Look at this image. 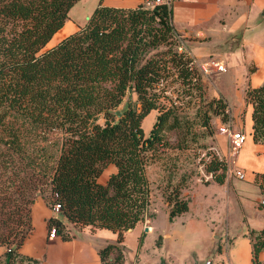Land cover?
I'll use <instances>...</instances> for the list:
<instances>
[{
	"label": "trees",
	"instance_id": "16d2710c",
	"mask_svg": "<svg viewBox=\"0 0 264 264\" xmlns=\"http://www.w3.org/2000/svg\"><path fill=\"white\" fill-rule=\"evenodd\" d=\"M78 1L0 0V185L5 178L6 186L0 189V264H37L17 254L32 231L37 194L49 207L61 205L63 220L49 218L48 231L54 227L64 240L66 224L111 231L117 245L99 251L101 263L123 264L118 245L145 219V168L167 146L164 131L181 128L182 113L193 107L205 129L210 116L203 106L227 121L220 100L204 102L200 72L179 50L171 7L121 8L99 0L84 25L43 51ZM245 103L253 142L264 146V81L245 92ZM152 111L156 121L146 136L142 122ZM49 135L61 138L48 141ZM109 165L116 172L101 184ZM204 172L223 185L227 167L212 157ZM254 183L264 194V174ZM181 190L165 195L170 219L189 210ZM247 237L250 264H264V228L249 229Z\"/></svg>",
	"mask_w": 264,
	"mask_h": 264
},
{
	"label": "rangeland",
	"instance_id": "374dc122",
	"mask_svg": "<svg viewBox=\"0 0 264 264\" xmlns=\"http://www.w3.org/2000/svg\"><path fill=\"white\" fill-rule=\"evenodd\" d=\"M98 3L99 0L78 1L70 9L63 27L72 30L75 26L84 25ZM58 37L54 36L43 51L53 47ZM196 67L204 85V102L220 100L227 121L221 115H212L211 111L206 110L208 107L203 106L202 112L210 116L209 129H205L201 126L202 115L197 113L198 107H193L182 113L181 128L164 131L167 146L159 148L145 168L150 204L142 223L146 228L154 229L153 233L146 234L144 241L141 261L145 264H205L206 261L229 264L227 257L232 239L246 230V219L250 226L264 224L262 213L254 210L264 208L261 204L264 194L252 204L248 199L243 202L242 198L247 193L239 188L242 181L228 172V167L233 169V158L227 155V142L219 130L220 127L233 125L234 130L238 131L236 127L241 126L250 107L245 103V94L238 95L244 87L226 83L228 77L233 75L228 69L220 72L214 66L205 71L201 66ZM156 116L157 112L152 111L143 120L142 128L146 136ZM102 122L100 119L99 123ZM54 138L60 139L61 135H49L48 141H54ZM212 157H217L227 167L223 185L213 183L204 172V165ZM4 181L5 178L0 189H5ZM175 186L182 187L181 194L189 202L190 211L170 219L165 195ZM255 187L258 192L256 184ZM226 194L230 196L228 206L222 200ZM37 196L44 198L41 194ZM4 253L5 246H0L2 261Z\"/></svg>",
	"mask_w": 264,
	"mask_h": 264
},
{
	"label": "crops",
	"instance_id": "0c3cea01",
	"mask_svg": "<svg viewBox=\"0 0 264 264\" xmlns=\"http://www.w3.org/2000/svg\"><path fill=\"white\" fill-rule=\"evenodd\" d=\"M143 2L144 0H104L103 4L135 8ZM171 8L173 24L178 33L179 50L186 52L194 60L195 65L203 67L214 60L222 63L225 70L228 69L233 74L228 77L229 81L226 83L244 87L238 95H244L249 88L262 84L264 0H173ZM78 29L79 26L72 30L62 27L54 36H59L57 41L60 42ZM251 126V107H248L241 126L236 127L238 131L234 130L233 125L229 127L233 131L245 134V141L236 155L234 167L242 170L245 175L239 187L247 193L246 197L242 198L243 202L248 199L252 204V201L258 200L262 195L259 189L256 191L254 179L257 174H264V146L253 142ZM223 136L227 142V137ZM115 172L116 168L109 165L98 181L105 184L109 174ZM223 198V202L228 206L230 196L226 194ZM207 210L210 211L211 208L208 207ZM207 210L205 213H208ZM254 210L264 216V208ZM51 217L63 220L60 213L55 214L51 211L44 198L37 196L30 206L32 231L18 248L19 256L36 260L37 264H102L99 251L109 244L117 245V235L111 231L91 230L90 227L79 228L71 224H66L70 236L68 240L62 239L59 234L51 239L48 237L47 229V221ZM261 228H264V224L250 226L246 219V230L240 234L241 239L239 237L232 239L227 257L229 264L250 262L251 245L247 237L248 230ZM145 229L141 222L124 234L123 242L118 245L122 249L123 264H145L141 261L144 241L146 234L154 231L151 227L149 231ZM259 259L264 262V251L259 254Z\"/></svg>",
	"mask_w": 264,
	"mask_h": 264
},
{
	"label": "built area",
	"instance_id": "2783aa9c",
	"mask_svg": "<svg viewBox=\"0 0 264 264\" xmlns=\"http://www.w3.org/2000/svg\"><path fill=\"white\" fill-rule=\"evenodd\" d=\"M172 1L173 0H144L143 6L146 9H150V10L154 9L156 6L171 7ZM210 66H214L217 71H220V72L225 71L224 65L218 61H211L210 63L205 64L204 67H202V69L205 71ZM219 130L221 134L227 137V155L233 158V161H232L233 169H230L228 167V172L229 174L234 175L235 178L239 180H243L245 176L244 172L234 167V160L236 158L238 151L244 144L245 134L241 132L233 131L229 126L220 127ZM54 197H56V195H54ZM261 204L264 205V197L261 200ZM60 210H61V205L57 202H55L51 206V211L55 214L60 213ZM56 235H57V231L54 227H52L49 231L48 237L52 239ZM205 264H211V262L206 261Z\"/></svg>",
	"mask_w": 264,
	"mask_h": 264
},
{
	"label": "water",
	"instance_id": "95a60500",
	"mask_svg": "<svg viewBox=\"0 0 264 264\" xmlns=\"http://www.w3.org/2000/svg\"><path fill=\"white\" fill-rule=\"evenodd\" d=\"M115 114H116V116H117L118 118L121 116V114H120V112H119V111H116V113H115ZM145 230H146V231H148V230H149V228H146Z\"/></svg>",
	"mask_w": 264,
	"mask_h": 264
}]
</instances>
